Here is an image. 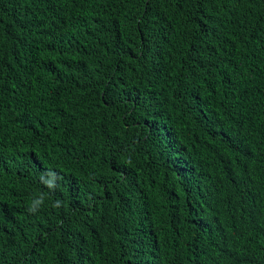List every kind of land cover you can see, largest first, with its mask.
Listing matches in <instances>:
<instances>
[{
    "label": "trees",
    "instance_id": "trees-1",
    "mask_svg": "<svg viewBox=\"0 0 264 264\" xmlns=\"http://www.w3.org/2000/svg\"><path fill=\"white\" fill-rule=\"evenodd\" d=\"M0 264H264V0H0Z\"/></svg>",
    "mask_w": 264,
    "mask_h": 264
},
{
    "label": "clouds",
    "instance_id": "clouds-1",
    "mask_svg": "<svg viewBox=\"0 0 264 264\" xmlns=\"http://www.w3.org/2000/svg\"><path fill=\"white\" fill-rule=\"evenodd\" d=\"M51 174L55 175L54 173H51ZM41 179L43 180V182H44L49 188H53V187H54L52 184L45 182V180H44L43 177H41ZM42 203H43V198H42V197L39 198V199H35V200H33L31 206H30L29 209H28L29 212H33V213L36 212V211L38 210V207H39ZM59 203H60V202L57 201L56 204L54 205V207H58V206H59Z\"/></svg>",
    "mask_w": 264,
    "mask_h": 264
}]
</instances>
